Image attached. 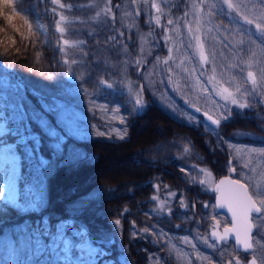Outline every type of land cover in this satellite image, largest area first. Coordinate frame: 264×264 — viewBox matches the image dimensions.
<instances>
[{
	"label": "rangeland",
	"instance_id": "374dc122",
	"mask_svg": "<svg viewBox=\"0 0 264 264\" xmlns=\"http://www.w3.org/2000/svg\"><path fill=\"white\" fill-rule=\"evenodd\" d=\"M96 2L95 12L90 16L92 25L93 22L95 26L99 24V36L95 38L93 51L84 60L87 64L82 69L78 68L77 60L65 58L69 66L66 76L72 84L59 92L60 97L55 103L58 120L72 135L108 139L124 136L123 109L129 107L131 111L139 112L144 108L143 87L165 111L191 124L201 121L195 107L222 121L233 111L251 110L256 103L264 105V0ZM214 17L219 19L215 21ZM59 20L63 22L64 17L60 16ZM42 25L45 29L48 26L46 23ZM55 30L59 34L66 32L62 23H56ZM60 37L64 50L75 41ZM68 53L73 55L75 51ZM249 71L255 75L253 82ZM162 121L153 114L139 120L133 130V142H138L139 137H146V134L150 138L144 139L146 144L162 136L171 127ZM6 130L4 112L0 109V134ZM217 132L216 129V136ZM49 133L54 141L55 131L49 130ZM223 135V138H217L218 142L224 143L230 154L220 145L217 149L221 154L219 158L225 164L229 160L228 169L247 182L256 179L264 202V148L236 140L240 136L258 139L262 136L242 130ZM198 136L205 145L211 141L209 134ZM0 142V194L23 211H30L33 204L25 205L18 197L20 155L13 143ZM129 147L103 151L107 156L98 166L88 170L85 177L79 178L77 185L84 187L103 176L110 180L122 178L123 185L127 186L128 181L135 178L134 172L146 169V164L134 167L136 159L129 155ZM145 154L138 156L144 158ZM186 171L205 190L213 183L214 176L209 169L187 164ZM63 180L61 184L57 181L55 187L65 188L69 179L65 177ZM124 188L128 187H122L121 191ZM157 202L165 203L162 199ZM206 214L210 225L213 220L220 219L211 208ZM258 221L259 230L264 234V213ZM192 229L194 236L190 237L156 230L165 240L161 238L165 256L172 244V254L179 264H185L182 255L191 259V264H203L212 246L207 235L199 234L197 228ZM146 230L145 227L139 228L140 233ZM72 234L79 237L76 255L69 252L70 238L65 237L60 254L63 264H110L116 259L109 257L107 250L95 243L87 231L78 230ZM263 234L255 237V244H260L261 252L257 256L264 263ZM181 238L185 240H179ZM185 242L193 243L187 248V254L177 245ZM225 249L224 252L228 253L231 248ZM117 259L129 264L123 255H118Z\"/></svg>",
	"mask_w": 264,
	"mask_h": 264
},
{
	"label": "trees",
	"instance_id": "16d2710c",
	"mask_svg": "<svg viewBox=\"0 0 264 264\" xmlns=\"http://www.w3.org/2000/svg\"><path fill=\"white\" fill-rule=\"evenodd\" d=\"M94 2L0 0V109L4 111L8 127L2 137L15 143L21 157L23 177L19 182V199L26 204L33 202L34 207L30 212L21 213L15 203L0 196V264H60L57 251L62 237L70 234V230L78 229H85L95 242L109 249V256L116 257L124 252L135 264L145 262L143 244L138 242V236L132 234L127 218L141 220L143 212L138 208V201L142 199L140 193L136 190L127 194L125 188L121 191L125 187L122 178L110 180L100 176L84 187L77 185L79 178L99 165L105 150L130 146L129 155L136 159L134 167H142V157L138 156L142 154L141 148L133 142V137L117 140L75 138L57 121L54 112L53 102L70 80L65 72L67 54L62 50L53 25L58 15L65 16L64 25L69 30L67 36L86 40L81 45V42L74 45L82 50L78 56L70 58H82V51L91 53L96 38L94 32L99 31V24L90 23V16L95 12ZM41 20L49 24L48 32ZM42 113L47 126L54 127L63 135L57 147L49 143L47 130L40 121ZM152 114L172 125V135L180 132L190 136L193 147L184 157L207 165L216 175L226 173L227 168L217 151L220 147L217 137L211 134V141L203 144L192 125L170 116L153 101L136 118L134 127L139 120ZM180 146V143L176 145L177 150ZM174 151L176 149L172 148V153ZM143 157L148 166L142 172H134L135 178L128 182H138L141 177L158 173L151 170L150 164L160 167L161 161L166 160L157 153ZM69 173L76 181L69 179L65 188H56V182L61 184L65 177H70ZM172 174L184 177L177 163H172ZM172 183H185L191 189H197L182 178ZM109 188L113 191L110 192ZM192 199L198 201L199 196L194 194ZM124 207L130 209L126 214L123 213ZM55 239L59 244L49 245ZM76 239L71 235L73 246Z\"/></svg>",
	"mask_w": 264,
	"mask_h": 264
},
{
	"label": "flooded vegetation",
	"instance_id": "af4514ba",
	"mask_svg": "<svg viewBox=\"0 0 264 264\" xmlns=\"http://www.w3.org/2000/svg\"><path fill=\"white\" fill-rule=\"evenodd\" d=\"M258 104V103H256ZM256 106L258 105H253L251 108V110H254L255 108H257ZM261 108L263 110V114L264 115V105L261 104ZM255 111V110H254ZM201 113L202 115V112L201 111H198ZM247 112H250V111H247ZM231 115H234V117H239L240 115H237V113H232ZM229 115L228 119L224 120L221 122V126H220V131H221V134L222 133H225L227 130H226V126L223 125V123L225 121H228L230 119V116ZM237 120V118H236ZM250 120L251 119H247L246 122L250 123ZM199 124V123H198ZM198 124H195L194 126V131L197 133V134H200V130L198 127H200L201 125H198ZM203 128V126H201ZM261 128H258V127H254V128H240V129H244V130H248L250 132H254L253 134L255 135H260L262 136L261 139H258V137H254V138H248V137H243L244 141H248V142H252L254 146H261L264 148V127L260 126ZM172 125L171 127H169L167 130H165L164 134L162 136H158L156 139L153 140L152 143H141L139 142V147L141 148L142 150V154L143 153H146L145 155H150V154H153V153H157V154H161L162 156L164 157H167L168 156V159L165 160V164L167 165V168L164 167L163 169L167 172L165 173H161V177H158L159 179H161L163 182H164V187L168 189V195H169V202H170V211H171V217H172V180H175L177 176L175 175H172ZM233 129H239V128H233ZM133 125L131 127V135L133 134ZM232 130V129H231ZM133 137V135H132ZM242 139V138H241ZM162 140V141H160ZM146 141V140H145ZM166 143H167V146H166ZM154 144H158L160 145L163 150H165V152L163 151H160L158 149V147H156ZM154 148H157V150H155ZM163 162V161H161ZM141 163L144 165V166H148V163H146L145 159L144 158H141ZM159 169V168H158ZM162 169V170H163ZM167 169V170H166ZM157 177H141L140 178V182H139V187L142 189V191H148L149 187L152 185L151 181L152 179H155ZM235 178H239V179H242L240 177H235ZM244 180V179H242ZM256 179H253L252 181H249L248 182V185H249V189H250V192L251 194L254 196V198L256 199V201L262 206V208L264 209V202H263V199L261 197V195L259 194V189H258V186L256 184ZM153 184H155L153 182ZM211 199V196L210 198ZM204 207V210H207V207L206 206H203ZM191 208L189 209H186L187 211H191L190 210ZM219 215H220V219L219 221L217 220V222H214V223H217L218 226L220 228H222L223 226H226L228 224H230V221H229V218L227 217V215L224 213V212H217ZM262 214L261 215H253L252 216V219L254 221V224H255V231H254V234H253V242H254V247H253V254L254 256L258 259V264H264L260 259L259 257L257 256V253L261 252V247H260V244H255L257 239H255L256 236L260 235V234H263L260 230H259V219L261 218ZM205 223L207 225V228L210 227V223H208L207 220H205ZM203 230L199 229V232H201ZM264 235V234H263ZM264 238V237H263ZM225 247H228V248H231L230 251L228 253H225L224 250ZM217 251H218V256L220 258V262H217V263H226V262H230L231 264H248L247 261H248V258H249V254L248 256L245 255L244 253L243 254H240V252H237L234 248V245H233V242L231 240H228L227 242H221L220 244H217ZM227 256V259L224 260V257ZM167 264H174V260L172 258V254H170V257H169V260L166 262ZM154 264H163L162 263V260H160L158 263H154Z\"/></svg>",
	"mask_w": 264,
	"mask_h": 264
},
{
	"label": "water",
	"instance_id": "95a60500",
	"mask_svg": "<svg viewBox=\"0 0 264 264\" xmlns=\"http://www.w3.org/2000/svg\"><path fill=\"white\" fill-rule=\"evenodd\" d=\"M250 75H251L252 79H254L253 75L252 74H250ZM204 119H205V121H207L208 123H210L212 125H214L217 122L216 119L214 117H212L211 115H209L208 113H204ZM242 188L244 190H241ZM214 189L216 191V196H217L216 197L217 207L220 209H223L227 212V214L229 215V217L232 220V225L230 227L227 226L226 228H223V230H222L223 232H221L218 228L211 229L210 230V237L215 238L217 241H219L220 238H222V234H225L224 236L226 239L232 238L234 240L237 248L245 249V250L249 249L251 246L252 224H251L250 220H248V217H249L250 211L253 209L252 205L254 204V202L249 195V192L247 190L246 185L240 181L234 180L229 175H223L216 181ZM236 190H241V192L243 194V196H241V197L242 198L244 197L243 198L244 199V205H240V207L238 205V202L234 201L233 195H232L233 193H230V191H236ZM236 192H238V191H236ZM228 193H229L228 198L231 197V199H229V201H227V197H226V194H228ZM238 197L239 196H237V198ZM231 201L234 203V205L237 206L236 209L229 207L226 204L223 205L226 202L228 205L233 206V203H231ZM244 208H245V210H244ZM246 218H247V220H246ZM254 261H256L254 258L250 259L251 264H253Z\"/></svg>",
	"mask_w": 264,
	"mask_h": 264
},
{
	"label": "bare ground",
	"instance_id": "6f19581e",
	"mask_svg": "<svg viewBox=\"0 0 264 264\" xmlns=\"http://www.w3.org/2000/svg\"><path fill=\"white\" fill-rule=\"evenodd\" d=\"M145 136H146V137H144V136H140V137H139V141L137 142L138 145H140L141 143H144V141H145L144 139H147V140H148V138H149L148 135L146 134ZM149 139H150V138H149ZM139 142H140V144H139ZM106 156H107V154L104 155V157H106ZM104 157H103V158H104ZM69 174H70V173H69ZM64 175H68V174H64ZM70 176H73V175L70 174ZM67 178H68V179H74V181H76V178H75V177H66V179H67ZM228 196H229V193L226 194L227 201H229V199H231V198H228ZM224 200H225V199H224ZM231 203H233V202L231 201ZM238 203L240 204V203H242V202H239V201H238ZM225 204H226L227 206H229V207H232V208H235V209L237 208V206L234 205V203H233V206L228 205L226 202L224 203V205H225Z\"/></svg>",
	"mask_w": 264,
	"mask_h": 264
}]
</instances>
